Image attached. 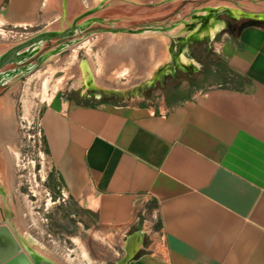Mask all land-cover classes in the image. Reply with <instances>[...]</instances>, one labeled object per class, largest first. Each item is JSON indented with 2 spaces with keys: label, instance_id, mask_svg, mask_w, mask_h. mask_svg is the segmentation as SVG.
Masks as SVG:
<instances>
[{
  "label": "crops",
  "instance_id": "0c3cea01",
  "mask_svg": "<svg viewBox=\"0 0 264 264\" xmlns=\"http://www.w3.org/2000/svg\"><path fill=\"white\" fill-rule=\"evenodd\" d=\"M181 1L127 0L132 8L111 13L127 21L115 29L176 18ZM139 2L148 5L137 9ZM259 2L237 5L261 13ZM92 13L91 0H0V15L11 25L72 30L93 22L81 23ZM252 16L236 19L259 18ZM259 22L233 24L217 42L215 53L229 69L225 86L155 108L83 104L59 95L44 109V142L70 200L97 226L118 238L126 234L125 255L141 235L129 264H264V21Z\"/></svg>",
  "mask_w": 264,
  "mask_h": 264
},
{
  "label": "rangeland",
  "instance_id": "374dc122",
  "mask_svg": "<svg viewBox=\"0 0 264 264\" xmlns=\"http://www.w3.org/2000/svg\"><path fill=\"white\" fill-rule=\"evenodd\" d=\"M229 1L239 2L182 0L176 18L122 31L111 29L127 21L111 13L132 8L127 0H91L94 13L81 23L93 18L96 21L72 30H61L58 25H11L0 15V47H6L0 52V111L5 109L10 115L3 118L10 117L13 123L9 132L10 125L0 115V187L12 191L20 218L8 217L0 189V226L16 227L19 240L28 232L31 242L47 249L25 245L24 253L32 260L40 258L36 264H117L125 257L122 247L126 234L118 238L115 232L97 226L60 184L42 131L41 117L47 104L55 96L65 95L83 104L155 108L225 86L229 69L215 53L216 44L231 25L248 21L237 20L240 17L233 9H224L234 7ZM242 1L254 4L252 0ZM143 3L135 7L148 5ZM257 8L264 12V0ZM141 19L135 18V22ZM211 19L225 25V30L212 36ZM109 30L112 35L121 34L123 40H131L136 34L143 38L127 56L114 58L116 54L112 55L106 43ZM117 43L119 39L113 44ZM159 54L161 59L165 56V62H159L161 67L156 69ZM151 67L156 73L147 80ZM90 89L103 96L96 99L89 94ZM4 105L7 107L2 108ZM155 224L160 233L159 217ZM152 242L146 239V244Z\"/></svg>",
  "mask_w": 264,
  "mask_h": 264
},
{
  "label": "bare ground",
  "instance_id": "6f19581e",
  "mask_svg": "<svg viewBox=\"0 0 264 264\" xmlns=\"http://www.w3.org/2000/svg\"><path fill=\"white\" fill-rule=\"evenodd\" d=\"M234 15L237 16V17H240V18L243 17V16H250V15L257 16V17H259L258 19L264 18V12L254 13L252 11H247V10H244V9L234 10ZM222 28H223V24H221L220 22H218V21H216L214 19L210 20L209 29H210V33H211L212 36L216 35L217 33H219L222 30ZM111 30L122 31V29H111ZM111 30H109L108 35L106 37V43L109 46L110 52L112 53V55L115 56V54H116V57H114V58H117V57L119 58V56H121V55L127 56L129 54L131 48L133 47V45H135L138 42H140L141 38H143V35L141 36L139 34H136V36H134V38L131 39V40H130V38H129V40H127V38L125 40H123L122 35H116V36L112 35L110 33ZM118 39L120 40V43L122 42V44H120V43L113 44L114 41H116ZM154 41L156 42V40H154ZM162 48L165 49L164 46ZM3 50H6L5 46L4 47H0V52L3 51ZM162 51H163V49H162ZM162 51H161V53H162ZM160 55L161 54H159L158 59L154 63L155 65L153 64L156 69L160 65L159 62H163V60L165 59V56L163 57V59H161L162 56H160ZM168 58H169V56H168ZM164 62H163V64H164ZM85 70H87V69L85 68ZM148 72H150V74L147 75V80L152 79V76L154 77V75L156 73L154 71V67L149 68ZM87 74H90V72L86 71V75ZM4 107H7V106L4 105L2 108H4ZM4 110L1 109L2 112L0 111V113H1L0 115H2L3 122L5 123L7 121V124L10 125L9 126L10 129L8 128V131L10 132L11 129L13 128L12 127L13 123H12V120H11L10 117L8 118V120H5L3 118L5 115L6 116L10 115L8 113L5 114L6 112H4ZM9 110H11V109H9ZM6 133L8 134L7 131H6ZM0 189L4 193L5 210L7 212L8 217L11 218V219H15V220L20 219V218H18L16 216V209H17V207L19 205H18L17 200L14 199V196L12 195V191L9 190V189H5L4 187H0ZM19 213H17V214H19ZM21 215H20V217H22ZM16 224H19V223L16 222ZM16 231H17V228L13 227V226H0V264H36V261H38L40 258L35 257V256H33V254L31 255V253H30L31 256L35 257L34 258L35 262H34V260H32V258L28 254L24 253L25 245H27L29 248H34V247L37 246V247H40L43 250H47V249L45 247H43L40 243L31 242L29 240V238H28L29 235H27L28 232H26L24 234L23 239L21 238L19 240V238H17V236H16V234H17ZM135 249H137V247L132 248L131 250L128 249L126 254H129V253L131 254L133 251H135ZM46 261L47 260H45V262ZM120 264H121V262H120Z\"/></svg>",
  "mask_w": 264,
  "mask_h": 264
},
{
  "label": "water",
  "instance_id": "95a60500",
  "mask_svg": "<svg viewBox=\"0 0 264 264\" xmlns=\"http://www.w3.org/2000/svg\"><path fill=\"white\" fill-rule=\"evenodd\" d=\"M229 2H233L234 7L232 8L230 6H225L224 9H229V10L233 9V10H235V9L239 8L236 2H234V1H229ZM249 19L257 20V21H264V20L256 19V18H249ZM119 35H121V34H119ZM135 238L139 241V243L136 244L137 245V249H135V251H133L131 254L130 253L126 254L125 257L121 260V264H129L137 256V254H138V252L140 250L139 246L142 243V237L139 234V235H136Z\"/></svg>",
  "mask_w": 264,
  "mask_h": 264
},
{
  "label": "trees",
  "instance_id": "16d2710c",
  "mask_svg": "<svg viewBox=\"0 0 264 264\" xmlns=\"http://www.w3.org/2000/svg\"><path fill=\"white\" fill-rule=\"evenodd\" d=\"M262 23L259 22V21H256V20H250V21H247L245 22L242 27H247V26H257V25H261ZM87 104H92V103H87ZM46 151H47V148H46ZM48 153V151H47Z\"/></svg>",
  "mask_w": 264,
  "mask_h": 264
},
{
  "label": "flooded vegetation",
  "instance_id": "af4514ba",
  "mask_svg": "<svg viewBox=\"0 0 264 264\" xmlns=\"http://www.w3.org/2000/svg\"><path fill=\"white\" fill-rule=\"evenodd\" d=\"M0 65H1V64H0ZM89 91H90L89 94H90L91 96H94L96 99H99V98H101V97L103 96V93H102L101 97H98V95H97L98 92H97L96 90H91V89H90Z\"/></svg>",
  "mask_w": 264,
  "mask_h": 264
},
{
  "label": "built area",
  "instance_id": "2783aa9c",
  "mask_svg": "<svg viewBox=\"0 0 264 264\" xmlns=\"http://www.w3.org/2000/svg\"><path fill=\"white\" fill-rule=\"evenodd\" d=\"M66 196V195H65Z\"/></svg>",
  "mask_w": 264,
  "mask_h": 264
}]
</instances>
